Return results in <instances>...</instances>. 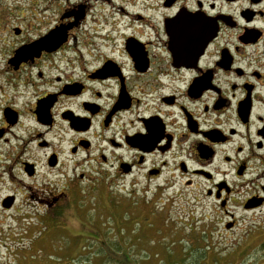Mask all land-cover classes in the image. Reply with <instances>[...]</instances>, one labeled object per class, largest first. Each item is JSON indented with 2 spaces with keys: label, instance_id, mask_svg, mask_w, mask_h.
<instances>
[{
  "label": "flooded vegetation",
  "instance_id": "flooded-vegetation-1",
  "mask_svg": "<svg viewBox=\"0 0 264 264\" xmlns=\"http://www.w3.org/2000/svg\"><path fill=\"white\" fill-rule=\"evenodd\" d=\"M138 176L264 264V0H0V264L63 263L70 212Z\"/></svg>",
  "mask_w": 264,
  "mask_h": 264
},
{
  "label": "rangeland",
  "instance_id": "rangeland-1",
  "mask_svg": "<svg viewBox=\"0 0 264 264\" xmlns=\"http://www.w3.org/2000/svg\"><path fill=\"white\" fill-rule=\"evenodd\" d=\"M137 180L139 184L136 187H131L127 181L124 186L112 187L109 191L103 190L98 199L92 200L90 197L86 200L85 209L79 214L71 211L68 215L70 219L75 220L77 216L79 221V216H83L82 228L80 225H69L71 230H68L67 240L63 242L64 261L60 263L61 260H57V254L59 255L60 252L57 251L55 254L53 250L47 256L50 264L239 263L236 252L228 251L226 247L212 246L211 249H204L201 242L192 241L194 234L189 233L186 228L188 224H191V228L195 227V222L191 223V219L194 220L196 217L203 219L216 212L213 204L206 201L203 195L184 189L179 183L169 188H156L154 184L144 186L140 176ZM131 189L135 191L136 197L143 192L140 200L150 198L152 203L156 201L158 207L166 208L163 203L169 199L171 202L168 205L172 203L171 213L164 211L153 214L150 212L151 204H138L130 208L116 207L113 210L111 196L112 200H124V204H127V200L132 201L133 197L135 198L134 193L128 195ZM155 189L163 195H155ZM77 231L80 237L74 236ZM74 258L77 260L71 261Z\"/></svg>",
  "mask_w": 264,
  "mask_h": 264
},
{
  "label": "trees",
  "instance_id": "trees-1",
  "mask_svg": "<svg viewBox=\"0 0 264 264\" xmlns=\"http://www.w3.org/2000/svg\"><path fill=\"white\" fill-rule=\"evenodd\" d=\"M126 215H127V213L124 214V216H126ZM123 219H124V220H127V219H125L124 217H123ZM135 223H137V222H135ZM52 251H53V250H52ZM73 260H76V258L72 259L71 261H73ZM117 264H122V263H121V262H118ZM172 264H173V263H172Z\"/></svg>",
  "mask_w": 264,
  "mask_h": 264
}]
</instances>
